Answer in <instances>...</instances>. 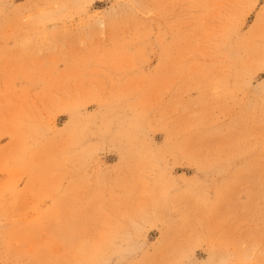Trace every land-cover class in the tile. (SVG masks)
Returning a JSON list of instances; mask_svg holds the SVG:
<instances>
[{"label":"rangeland","instance_id":"rangeland-1","mask_svg":"<svg viewBox=\"0 0 264 264\" xmlns=\"http://www.w3.org/2000/svg\"><path fill=\"white\" fill-rule=\"evenodd\" d=\"M0 264H264V0H0Z\"/></svg>","mask_w":264,"mask_h":264}]
</instances>
